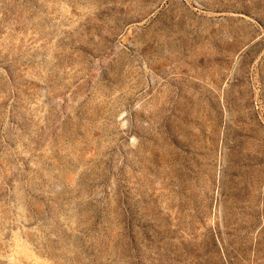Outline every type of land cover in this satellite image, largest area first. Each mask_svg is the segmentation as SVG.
Returning a JSON list of instances; mask_svg holds the SVG:
<instances>
[{
  "label": "rangeland",
  "instance_id": "1",
  "mask_svg": "<svg viewBox=\"0 0 264 264\" xmlns=\"http://www.w3.org/2000/svg\"><path fill=\"white\" fill-rule=\"evenodd\" d=\"M0 264H264V0H0Z\"/></svg>",
  "mask_w": 264,
  "mask_h": 264
}]
</instances>
